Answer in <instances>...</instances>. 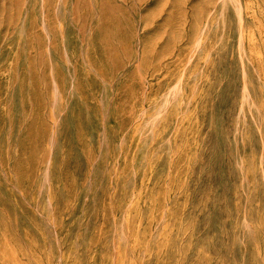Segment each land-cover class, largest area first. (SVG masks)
Returning <instances> with one entry per match:
<instances>
[{"label": "rangeland", "instance_id": "rangeland-1", "mask_svg": "<svg viewBox=\"0 0 264 264\" xmlns=\"http://www.w3.org/2000/svg\"><path fill=\"white\" fill-rule=\"evenodd\" d=\"M0 264H264V0H0Z\"/></svg>", "mask_w": 264, "mask_h": 264}]
</instances>
